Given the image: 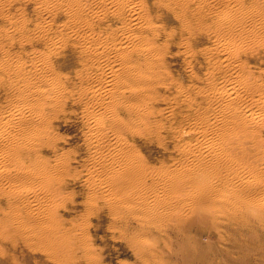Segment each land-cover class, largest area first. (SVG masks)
<instances>
[{"label":"bare ground","instance_id":"6f19581e","mask_svg":"<svg viewBox=\"0 0 264 264\" xmlns=\"http://www.w3.org/2000/svg\"><path fill=\"white\" fill-rule=\"evenodd\" d=\"M56 1L68 14L67 35L51 37L46 18L35 30L51 50L30 62L17 61L7 75L8 88L19 98L0 114V214H5L0 215V252L12 230L19 238L48 240L73 252L88 232L79 223L69 228L60 223L81 204L99 216L110 199L116 219H135L146 233L157 224L160 231L173 228L183 235L192 221L196 228L222 227L230 238H239L243 229L262 222L257 205L215 198V181L227 177L241 183L253 172L264 176V161L242 172L243 167L229 165L258 150L264 154V62L258 61L264 53V0ZM203 2L214 12L212 28L197 21ZM169 17L176 25L166 23ZM251 18L255 23L249 27ZM203 36L213 41L205 53L196 52ZM74 43L92 64L69 82L55 71L51 52ZM180 54L192 55L189 72L196 69L194 59L204 63L205 73L193 77L192 87L174 71ZM76 111L82 112L89 147L83 157L74 147L67 149L56 124ZM172 116L176 119L168 121ZM139 140L157 141L169 156L178 150L180 157L214 164L207 173L212 185L204 189L216 209L190 212L197 191L184 194L185 177L193 174L189 163L153 165L140 155ZM25 201L27 210L20 207ZM14 203L12 220L5 208ZM246 210L251 218L241 219ZM191 256L190 263L209 264L198 250Z\"/></svg>","mask_w":264,"mask_h":264},{"label":"rangeland","instance_id":"374dc122","mask_svg":"<svg viewBox=\"0 0 264 264\" xmlns=\"http://www.w3.org/2000/svg\"><path fill=\"white\" fill-rule=\"evenodd\" d=\"M45 7L51 13L46 14ZM201 8L204 12L197 17V21H201L203 27L212 28L215 22L214 12L209 10L205 2L201 4ZM220 8H225V4H222ZM46 18L49 21L47 26L51 37H57L60 34L67 35L68 30H63V28L68 14L66 9H62L57 4L56 0H0V114L6 113L11 102L19 98L17 97L18 92L10 91L6 84L7 75L9 72L13 73L17 61L30 62L37 53L51 50L35 30ZM250 20L248 22L249 27L255 23L254 19L251 18ZM22 22L27 23L26 27L21 25ZM166 23L176 25L174 19L170 17L167 18ZM172 28L175 29L176 26ZM210 32L214 33L213 30ZM200 38L203 40L201 41ZM199 39L201 44L200 42L197 44L195 51L205 53L213 39L210 40L206 36L199 37ZM80 47V44L74 43L59 53L51 52L52 66L59 75L69 82L77 79L79 72L91 67L92 64V60L83 55ZM175 47L173 48L174 51L178 48ZM261 58L258 61L264 62V53L261 54ZM191 59L192 55L183 56L180 54L173 62L174 71L181 76L184 84L189 87L194 85L193 77L195 75L202 76L205 73L201 58L193 60L191 65L196 66V69L189 72L188 63ZM254 62L256 63L253 59V68L258 67L259 64L256 63L255 65ZM262 66L264 68V63ZM180 110H183L182 106H180ZM76 113L68 115L65 117L66 119L59 120V123L56 124L59 127L58 131L69 142L66 145L67 149L74 147L75 151H79L78 157H83L89 147L85 142L86 129L82 127L84 121L82 112L76 111ZM166 118L168 121L176 119L175 116ZM178 120L180 119L178 118ZM138 143L140 155L153 165L159 164L161 167L168 162L169 167L175 168L183 159L189 163V168L193 174L185 177L187 185L184 188V194L189 195L197 191L192 202L193 210L190 212H194L195 207L203 213H210L216 209L212 201L210 202V199L205 196L206 191L204 189L205 186L212 185L211 182L213 181L207 173L214 170V164L211 165L209 160L194 161L186 156L180 157L178 150L169 156L168 152H164L157 141L149 143L139 140ZM172 144H170L171 147ZM165 157H167V161ZM263 161L264 154L258 150V152L249 153L244 158L237 162H231L229 165L237 169L243 167L239 171L242 172L247 166ZM220 168L223 172H228L227 167L221 166ZM84 177L86 179V176ZM226 178L215 181L219 186V194L215 198H229L231 201L234 199L242 207H248L250 204L257 205L258 210L261 211L262 222L258 223L257 221L253 228L254 231L248 228L243 229L241 232L243 236L239 238H230L229 234L223 232L222 227H210L208 225L206 227L198 226L197 229V225H192V221L188 222L189 229L186 228L183 235L177 233L173 228L160 231L157 224L151 225L152 233L141 232L139 228L142 225L140 224V226L137 220L133 219L132 221L127 217L116 219L115 215L117 214L112 215L113 203L110 199L107 209H104L105 211L99 216L90 215L89 212L85 211V206L83 207L81 204L77 208L79 211L77 209L75 212L72 211L68 214L67 219H69H65L64 224L60 223L62 227L65 225L68 228L73 227L74 223L76 225L79 223L88 232V236L82 238L85 241L77 244L79 247L77 246L78 249L73 250V252L67 248H56L48 240L19 238V234L12 230L10 231V239L3 243L4 249L0 252V264H200L196 260L190 263L189 259L191 254L197 250L208 256L209 264H264V190L260 189L261 185H264V176L256 172L247 173L243 176L241 183ZM249 180H252L254 184L250 183ZM81 183L86 182L83 180ZM78 184L80 183L75 184V186L77 187ZM226 187H231L232 191L225 192ZM94 190L102 192L99 187H95ZM212 200L216 199L213 198ZM29 201L23 202L20 207L25 210L29 209ZM13 205V207L6 206L5 208L6 212H11L12 220L16 216L15 211L17 210L14 208L17 205L15 203ZM227 207L230 205L226 204L225 208ZM64 212L65 210L61 208V214ZM249 212L248 210L244 211L241 219L251 218ZM0 215L4 216L5 214ZM89 236L92 237L90 241ZM247 254L250 255L247 256Z\"/></svg>","mask_w":264,"mask_h":264}]
</instances>
